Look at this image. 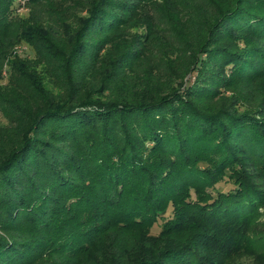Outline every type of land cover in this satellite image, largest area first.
<instances>
[{"label":"trees","instance_id":"16d2710c","mask_svg":"<svg viewBox=\"0 0 264 264\" xmlns=\"http://www.w3.org/2000/svg\"><path fill=\"white\" fill-rule=\"evenodd\" d=\"M16 1L0 264H264V0Z\"/></svg>","mask_w":264,"mask_h":264},{"label":"rangeland","instance_id":"374dc122","mask_svg":"<svg viewBox=\"0 0 264 264\" xmlns=\"http://www.w3.org/2000/svg\"><path fill=\"white\" fill-rule=\"evenodd\" d=\"M161 0H147L146 4L147 6H152L157 5V3H161ZM11 9H13L14 11V16H18V19L23 20V18H27L29 17V12L28 10L25 8L24 6V1L21 0H17L15 3H13V5L11 6ZM13 27V26H12ZM14 28V27H13ZM12 28V30H13ZM141 31V29H132L131 32L135 33V32H139ZM31 48L29 47V45H27L24 42H20L18 44H15L11 50H10V57L15 58V60H28L31 59ZM7 66H12V62L11 60H9L8 58H4L1 59L0 58V88H3L5 85L7 84H11V83H15V81L17 80V71L15 70V67L13 66L11 69V72L7 71ZM252 87H250L251 89ZM254 89V93L258 92H264V82H261L260 84H258L256 87H253ZM252 90V89H251ZM5 122V117L4 115L0 112V123ZM233 187L232 183L228 180L222 181L218 184H216L215 188L212 190V193H216L217 191H221V192H226L228 190H230ZM170 214V209H168V211L165 214V217H168V215ZM160 225H161V220H159L155 225L152 226L149 234L150 235H157L160 231ZM256 231L257 234L259 236V238L257 240H261L260 241V247H258L260 253L262 256H264V208H260L259 210V216H258V221H257V226H256ZM189 238V234L188 233H184L181 234L177 239H178V243H182L187 241ZM262 244V245H261ZM104 244L100 245L101 249H104ZM242 259L237 258V259H233L232 262H230V264H248L249 258H245V257H241Z\"/></svg>","mask_w":264,"mask_h":264}]
</instances>
